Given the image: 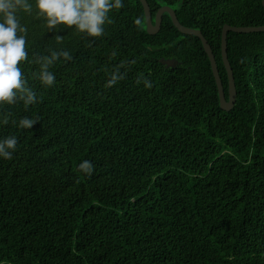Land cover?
<instances>
[{"label":"trees","instance_id":"1","mask_svg":"<svg viewBox=\"0 0 264 264\" xmlns=\"http://www.w3.org/2000/svg\"><path fill=\"white\" fill-rule=\"evenodd\" d=\"M147 1L153 18L169 6L202 32L228 99L224 26L264 27L263 0ZM111 16L91 45L71 29L55 33L73 55L52 69L56 86L43 88L26 63L40 103L0 108L38 120L0 127L19 141L13 159L0 160V264H264V32L228 34L237 97L227 112L200 38L168 14L150 35L139 0ZM25 22L30 58L55 47L40 21ZM133 59L126 78L104 88L111 69ZM141 73L151 89L136 84ZM85 159L90 178L77 171Z\"/></svg>","mask_w":264,"mask_h":264},{"label":"clouds","instance_id":"2","mask_svg":"<svg viewBox=\"0 0 264 264\" xmlns=\"http://www.w3.org/2000/svg\"><path fill=\"white\" fill-rule=\"evenodd\" d=\"M124 6L125 0H0V108L21 106L28 111L40 103L41 98L23 71L26 63L36 65L31 78L39 81L43 88L56 86L57 77L52 69L61 60L65 63L72 61L73 55L63 46L64 37L55 33L71 29L73 34L87 38L91 45L92 40L105 36L106 26L113 23L111 14ZM26 19L40 21L44 33L54 34L50 40L55 47H47L43 54H34L30 58L32 42ZM117 54L113 50L110 58ZM135 63L133 59L114 66L104 88L111 89L120 84ZM136 84H142L145 89L153 87V82L143 73L137 77ZM37 121L29 116L15 118L10 112L0 113V127L12 125L19 130H28ZM18 142L16 135L0 137V160H12ZM94 170L95 165L87 159L77 165V171L87 178Z\"/></svg>","mask_w":264,"mask_h":264},{"label":"water","instance_id":"3","mask_svg":"<svg viewBox=\"0 0 264 264\" xmlns=\"http://www.w3.org/2000/svg\"><path fill=\"white\" fill-rule=\"evenodd\" d=\"M145 10V18L147 23V32L150 35H156L160 32L163 24V16L165 14H168L171 17V20L175 27L184 35H190L195 36L201 39L203 43V47L209 57V60L211 62L212 71L216 80L218 93L220 97V105L221 108L227 112H230L236 105V84H235V78L233 69L230 65V62L228 60V34L229 32H234L237 34H251V33H260L264 32V27H232L229 25L224 26L223 32H222V59L224 66L226 68L227 74H228V80H229V98H226L225 91H224V85L222 82V79L220 77V72L218 69V64L216 61V57L213 53V50L211 46L209 45L208 41L202 34L200 30L193 29V28H187L184 27L178 20L176 9H173L169 6H163L160 11L157 13L156 17L153 18L151 8L148 4L147 0H139ZM264 6V0L262 2ZM166 67H172L176 68L179 63L176 60H162L161 61Z\"/></svg>","mask_w":264,"mask_h":264}]
</instances>
